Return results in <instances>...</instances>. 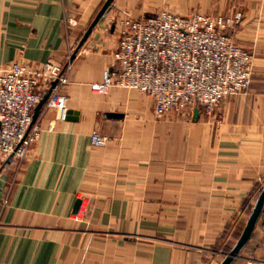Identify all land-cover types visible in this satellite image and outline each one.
I'll use <instances>...</instances> for the list:
<instances>
[{
	"label": "crops",
	"instance_id": "0c3cea01",
	"mask_svg": "<svg viewBox=\"0 0 264 264\" xmlns=\"http://www.w3.org/2000/svg\"><path fill=\"white\" fill-rule=\"evenodd\" d=\"M106 1L0 0V64L60 63L73 110L44 105L27 159L0 171V264H219L264 189V0H114L80 46ZM162 10L233 17L250 90L199 118L158 117L135 89L96 93L122 21ZM231 264H264V211Z\"/></svg>",
	"mask_w": 264,
	"mask_h": 264
},
{
	"label": "built area",
	"instance_id": "2783aa9c",
	"mask_svg": "<svg viewBox=\"0 0 264 264\" xmlns=\"http://www.w3.org/2000/svg\"><path fill=\"white\" fill-rule=\"evenodd\" d=\"M234 26L228 15L169 10L125 19L114 68L93 89L138 90L154 99L160 117L192 116L197 107L200 115L211 117L222 99L247 93L253 83L254 55L229 33ZM66 82L64 67L54 61L40 67L0 64V171L22 164L40 138L43 128L34 115L44 97L47 108L67 118L69 97L61 91ZM91 141L106 146L110 137L94 131Z\"/></svg>",
	"mask_w": 264,
	"mask_h": 264
},
{
	"label": "water",
	"instance_id": "95a60500",
	"mask_svg": "<svg viewBox=\"0 0 264 264\" xmlns=\"http://www.w3.org/2000/svg\"><path fill=\"white\" fill-rule=\"evenodd\" d=\"M114 0H107L105 2V4L103 5L102 9L99 11V13L97 14L96 18L94 19V21L92 22V24L90 25V27L88 28V30L86 31L80 46L84 43V41L89 37V35L91 34L93 28L98 24V22L101 20V18L104 16V14L106 13V11L108 10V8L111 6L112 2ZM77 52V51H76ZM76 56V53H74V55L72 56V59H74ZM56 84V82L54 83V85ZM47 101V96L44 97L41 102L38 104V106L36 107L35 110V115L34 118L35 120L38 118L43 106L45 105ZM73 113V110H68L67 113V119H73V117H71ZM200 116V109L199 107H197L195 109V118H199ZM82 203V198H79L77 200L76 206H75V212H78L80 210V206ZM264 211V189L261 192L258 202L254 207V210L250 216V219L248 221V224L246 225L237 245L235 246V248L233 249V251L227 255V257L224 259V261L221 264H231L234 259H236L237 257L240 256V252L242 251V249L245 247V245L247 244V242L250 240L256 225L262 215Z\"/></svg>",
	"mask_w": 264,
	"mask_h": 264
},
{
	"label": "rangeland",
	"instance_id": "374dc122",
	"mask_svg": "<svg viewBox=\"0 0 264 264\" xmlns=\"http://www.w3.org/2000/svg\"><path fill=\"white\" fill-rule=\"evenodd\" d=\"M230 34H232L233 35V31H231L230 30V32H229ZM158 116V115H157ZM167 116H169V117H175V118H178V117H182V114H178V113H170V114H167L166 116H164V117H167ZM158 117H160V116H158ZM161 117H163V116H161ZM104 135V134H103ZM107 136V135H106ZM233 248V247H232ZM231 248V249H232ZM230 253H227V254H225L224 256H223V258H222V260H219V264H221L223 261H224V259L227 257V255H229ZM240 255H241V252H240Z\"/></svg>",
	"mask_w": 264,
	"mask_h": 264
}]
</instances>
